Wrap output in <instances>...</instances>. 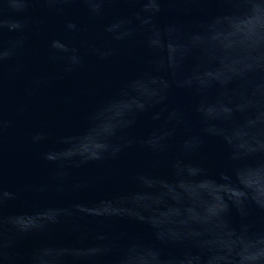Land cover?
I'll return each instance as SVG.
<instances>
[{"label":"water","instance_id":"1","mask_svg":"<svg viewBox=\"0 0 264 264\" xmlns=\"http://www.w3.org/2000/svg\"><path fill=\"white\" fill-rule=\"evenodd\" d=\"M0 264H264V0H0Z\"/></svg>","mask_w":264,"mask_h":264}]
</instances>
